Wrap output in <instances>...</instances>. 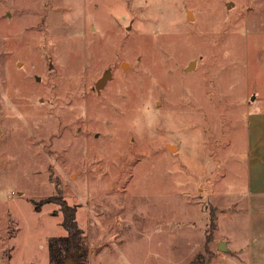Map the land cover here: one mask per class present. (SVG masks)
<instances>
[{
    "label": "rangeland",
    "instance_id": "rangeland-1",
    "mask_svg": "<svg viewBox=\"0 0 264 264\" xmlns=\"http://www.w3.org/2000/svg\"><path fill=\"white\" fill-rule=\"evenodd\" d=\"M260 108L264 0H0V264H248Z\"/></svg>",
    "mask_w": 264,
    "mask_h": 264
},
{
    "label": "crops",
    "instance_id": "crops-1",
    "mask_svg": "<svg viewBox=\"0 0 264 264\" xmlns=\"http://www.w3.org/2000/svg\"><path fill=\"white\" fill-rule=\"evenodd\" d=\"M245 123L246 204L249 210V234L254 240L248 264H264V110L260 108L249 112ZM226 243L229 251L242 256L244 249H230L229 242Z\"/></svg>",
    "mask_w": 264,
    "mask_h": 264
},
{
    "label": "trees",
    "instance_id": "trees-1",
    "mask_svg": "<svg viewBox=\"0 0 264 264\" xmlns=\"http://www.w3.org/2000/svg\"><path fill=\"white\" fill-rule=\"evenodd\" d=\"M63 227L66 236L53 237L49 240V256L52 264H65L73 261L74 264H86L87 244L83 231L76 220V209L61 203Z\"/></svg>",
    "mask_w": 264,
    "mask_h": 264
},
{
    "label": "water",
    "instance_id": "water-1",
    "mask_svg": "<svg viewBox=\"0 0 264 264\" xmlns=\"http://www.w3.org/2000/svg\"><path fill=\"white\" fill-rule=\"evenodd\" d=\"M190 16H191V13H189V17ZM124 65H127V64H123V67L125 68ZM191 66H193V63H191L189 65V67H191ZM109 77H110V74L109 73H105L103 75V77L96 83L95 89H96L97 92H99L104 87V85L106 84V82L109 79ZM218 249L222 250V251H226L227 250L226 243H224V242L220 243L219 246H218ZM65 264H74V262L73 261H67Z\"/></svg>",
    "mask_w": 264,
    "mask_h": 264
},
{
    "label": "bare ground",
    "instance_id": "bare-ground-1",
    "mask_svg": "<svg viewBox=\"0 0 264 264\" xmlns=\"http://www.w3.org/2000/svg\"><path fill=\"white\" fill-rule=\"evenodd\" d=\"M125 67L127 66V65H124Z\"/></svg>",
    "mask_w": 264,
    "mask_h": 264
}]
</instances>
